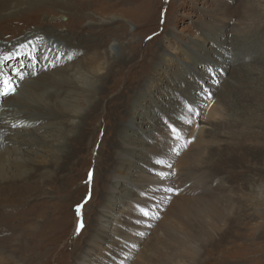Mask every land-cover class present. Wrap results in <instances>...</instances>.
Listing matches in <instances>:
<instances>
[{
  "label": "rangeland",
  "instance_id": "obj_1",
  "mask_svg": "<svg viewBox=\"0 0 264 264\" xmlns=\"http://www.w3.org/2000/svg\"><path fill=\"white\" fill-rule=\"evenodd\" d=\"M1 1L4 5L0 6V11L10 5V0ZM250 6L254 7V16L246 13ZM63 7L65 5H49L0 22V40H8L3 43L5 47H10L12 34L13 42L21 38L18 35L26 38L31 30L47 28L57 31L73 29L72 38L80 40L76 44L79 51L75 50L79 55L68 57L65 65L51 71L29 66L18 73L20 79H28L32 73L37 83L49 84L54 74H68L83 61L87 62L100 50V41L105 44L103 49H107L111 42H118L121 46L116 50L117 63L100 87L103 93L99 107L91 113L87 112L89 107L82 111V116L87 117L81 119L82 124L76 129L77 137L70 139L72 136L68 137V132L63 129L52 137L53 143L61 140L71 152L58 177L47 185L28 182L30 187L38 188L36 197V192L33 193V188L28 185L19 186L26 189L21 194L12 187V193H8L9 201L0 203V206L6 205L0 207V257L5 258V264H82L83 254L89 256V262L84 264H96V256L90 255L94 250L91 244L100 217L108 211L113 212L117 203H127V196H124L127 191L134 199L142 197L136 186L123 181L119 195L113 196L107 188L112 182V172L125 157L126 142L129 140L139 147L140 150L136 151L141 155L136 160L139 167L144 162V154L159 155L165 146L164 137L175 127L186 130L184 141L177 150L180 174L183 175L180 184L191 182V189L205 194L184 201L188 203L187 208L192 209L189 216L184 214V217L174 218L184 228L197 222L204 231L198 243L201 248L192 255L186 253L185 263L264 264V106L240 103L242 99H250L252 86L264 91V0H80L78 8H74L77 11L75 16L60 13L59 8ZM85 12L93 17L84 15ZM91 20L99 22L93 24ZM216 25L225 26L221 34L214 35L218 29ZM251 25L256 26L251 28ZM99 31L107 37L99 35ZM20 49L7 48L8 52L5 50L0 59L7 60ZM219 55L231 56L235 61L237 57L247 59V63H230L224 72ZM3 85L4 82L0 93L4 91ZM209 96L215 99L214 103L221 102L226 96L232 110L223 116L213 113L214 103L210 109H207L210 104L204 106L211 99ZM3 97L0 95V111ZM251 99L264 105L261 98ZM138 113L147 116L140 120ZM195 115L205 120V130L192 138L186 127L194 129ZM132 121H136L149 137H141L139 131L133 134L127 128ZM215 125L219 127L211 133ZM204 140L211 142L212 146L218 145L221 152H211V146L201 157L207 147ZM201 142L203 146L199 145ZM200 146L203 149H199ZM209 150L211 154H208ZM192 154H201L202 165L195 163L196 156ZM193 158L195 160H191ZM166 161L162 162L164 167ZM151 164L132 171L131 179L135 180L139 173H148L149 170V174H156ZM90 175L92 185L87 188ZM212 195L220 196V199L211 203L214 207L209 211V202L204 206L199 202ZM88 196L90 201L84 205ZM177 197L188 198L180 194ZM173 203L164 213L158 214L150 238L142 242L145 253L139 249L132 264L138 261L144 264L152 256V252L147 251H151V245L157 244V231L166 238L173 237L165 225ZM81 204L83 214L78 219L83 220V229L76 237L77 206ZM141 208L134 206L132 210L139 216L137 219H142L144 211L151 216L152 211ZM133 220L127 232L135 231L134 237L137 238L140 223ZM125 244L129 250H136L135 245ZM154 251L159 254L160 248Z\"/></svg>",
  "mask_w": 264,
  "mask_h": 264
},
{
  "label": "bare ground",
  "instance_id": "obj_2",
  "mask_svg": "<svg viewBox=\"0 0 264 264\" xmlns=\"http://www.w3.org/2000/svg\"><path fill=\"white\" fill-rule=\"evenodd\" d=\"M69 1L70 3L72 2V5L75 4L76 6H79L80 4V0ZM9 3L10 5L7 8L0 11V22L21 17L24 14H29L41 8H46L49 5H65L63 9H61L62 7L60 6V13L72 16L77 15V11L75 9L78 8L76 6L69 5L66 0H10ZM82 4L84 5V2ZM3 5L4 2L0 0V6L3 7ZM253 8L250 6L246 13L250 16H254L253 12L255 11H253ZM89 11H91V9ZM42 12L46 13L47 11ZM83 14L88 17L92 16L89 12H85ZM62 19L64 20V17ZM98 22H95V20L90 21V23L93 24ZM219 26L220 25L215 26V28L218 29L214 31V35H218L223 32L225 26ZM255 26L256 25H251L250 27L253 28ZM74 33L75 31H73V29H65V31H57V29L49 28L41 30L38 29L37 31L31 30L28 33V37L25 38V36L18 35L21 38L13 42L11 41L14 39V35L12 34L8 46L21 47V49L7 60L0 59V89L4 82V84L6 83V85H8L7 87L9 90H16V93L13 95L10 92L6 94L3 92L0 93V95L4 96L2 98L4 99L3 107L0 111V197L2 196L0 203H7L9 201L8 193H12L13 188L17 189L21 194L25 192L26 189H22L19 186L23 187L24 185L27 186L29 183L37 182L47 185L49 182L53 181L52 179L58 177V172H60L64 164L67 163L66 160L70 158L69 156H71V152L67 150L68 146L66 148V144L63 143V141L57 139V143H53L52 137L63 129L65 132H68V137L72 136L70 139L74 140L78 135L76 129L78 130L82 124L81 119L83 118L84 120L85 117H87L86 115L82 116V111L89 107L87 110L88 113L95 112V108L99 105V101L102 100L103 90L100 87L105 84V81L107 80V73H109L114 64L117 63V59L115 58L117 54L116 50L118 46H121L118 42H111L107 49H103L105 44L100 41V50L96 52L94 56L88 58L87 62L83 61V65L79 64L75 70L68 72V74H64L62 76L61 73L54 74L55 76H52L49 79L51 80L49 84L37 83L38 80L32 73L29 74L28 79H20L18 77V73L23 71L26 67H37L39 70L46 68L47 71H51L57 66L61 67L65 65L66 62L69 61L68 57L71 56L73 58L76 57V55H79L75 54V50L79 51L76 44H78L80 40H78L77 37L72 38L74 37ZM4 34L5 33H3V35ZM79 34L83 33L79 32ZM98 34L104 36L105 38L107 37L106 34H103L100 31ZM6 41L8 40H0V57L7 51V48H10L3 46V43ZM37 51L38 53L40 51L38 56L36 55ZM219 57L221 58L220 63L224 65V72L229 69L231 66L230 63H247V59L243 58L237 57V61H235V59L231 56L226 58L224 55H219ZM97 58H100V61H98ZM7 72H12V74H8ZM5 89L6 87L3 88V90ZM262 92L264 91H261L260 88L256 89L254 85L251 87L250 99H242L240 103L244 106L254 105L257 107H263L264 105L257 102L255 99H251L253 97L261 98L264 102V93ZM225 99L226 96L223 97L221 102H215L211 111L221 116H223L226 111H229V109L232 108V104L227 102ZM30 102L32 104H30ZM138 116L140 117L139 119L142 120V118L147 115L139 114ZM199 121L200 122L197 127H193L192 125L194 129L186 127L189 128L187 130L191 133L192 138L196 137L198 134L201 135L205 130L203 123L205 120L199 119ZM137 124L138 123L136 121H132L128 123L127 128H129L133 134L136 131H139L141 137H149L145 130L140 128ZM218 127L219 125L213 126V128H211V133H213L214 129ZM173 129H175V131H173ZM185 133L186 130L183 128H171L164 137L165 146L162 147L163 149L159 152V155H157V157H152L144 154L142 158V161L144 162L139 167L136 162L137 158L141 156L136 152L140 150L139 147L129 143V140L126 142L127 149L124 152L125 157L123 161L120 160L118 163L119 167L112 172V182H110L107 188L109 192H112L113 196L117 194L119 195L120 184L123 181L132 187L136 186L138 191L142 193V197L140 199H134L133 195L127 191L124 195L125 197L127 196V203H125V201L117 203V207L113 209L115 212L108 211L105 216L100 217V223L94 236L93 244H91L94 246V250L90 255L96 256V258H94L95 262H97L96 264H132L139 249L145 253V249L142 247V242L145 241L146 238H150V234L154 230L153 228L156 217L158 214L161 215L164 213L165 209H169L168 206L172 204L174 200V205L169 210L170 216L165 220V225L168 226L167 229L174 235L171 238H166L161 231H157V244L151 245L149 248L151 251H147L152 252V256L147 258L144 264H186L184 261L186 256L185 254L190 253L192 255L196 250H198V248H201V245L198 244L199 239L202 237L204 232L201 225L194 222L188 228H184L181 225H178V223L174 220L175 217L181 218L182 215L184 217V214L187 217L191 214L192 209H188V203L184 201L196 199L199 194H204L201 190L191 189V182H187V185L180 184L181 179H183V175L180 174L181 164L177 161V150L180 143L184 141L183 139ZM203 142L206 143L207 147H205L204 151L200 150L203 151L202 155L199 154V156H196L197 154H192V156L195 155L197 157L196 158L194 156L198 161L194 158L191 160H195L197 165L203 163L200 158L203 155L205 156L208 147L212 146V143L209 141L204 140ZM69 145H71V142ZM199 145L203 146V143ZM201 146L199 149H203ZM215 150L221 152L222 148L215 144L211 147V152H214ZM200 151H197V153ZM14 152L17 154H14ZM208 154H211L210 150ZM14 155H16V157L13 158ZM182 158L183 157H181L180 160ZM164 159L167 160L165 167L162 163ZM150 161L153 164H151ZM148 164L152 165V170H156V174H149V170L148 173H137V179H131L132 171L138 168L142 169ZM186 165L188 166L185 162V166ZM33 178H38V180ZM28 187L30 189L33 188L29 185ZM37 190L38 188H33V193ZM37 194L38 192L35 193L34 197H36ZM179 194L181 197L186 195L188 198H178L177 196ZM219 197L220 196L212 195L207 198V200H204V198H202L203 200L200 199L202 201L199 203L201 206H204L206 202H209V211H212L214 206L211 205V203L214 201L218 202L217 199H220ZM15 205L18 204L15 203ZM1 206L6 205L4 204ZM134 206H141V209L143 210L148 209L152 211L151 216L145 215L144 213L148 214V212L144 211L142 219H137L136 217L139 218V216L136 214L134 215L132 212ZM234 217L238 220L236 214ZM133 219L139 221L140 223L139 228L137 229L139 230L137 238L134 237L136 236L135 231L131 233L127 232L128 228H131L130 224ZM4 228L6 227L4 226ZM74 234L76 237L79 235L76 234V229ZM125 242L135 245L136 252L126 248ZM157 248H160L159 254H155L154 250ZM106 253L108 256H106ZM83 255L81 263H88L89 256L86 257V255ZM118 259H120V261H118ZM4 260V257H0V263L5 264ZM137 264H141V262L138 261ZM203 264L206 263L204 262Z\"/></svg>",
  "mask_w": 264,
  "mask_h": 264
},
{
  "label": "snow or ice",
  "instance_id": "obj_3",
  "mask_svg": "<svg viewBox=\"0 0 264 264\" xmlns=\"http://www.w3.org/2000/svg\"><path fill=\"white\" fill-rule=\"evenodd\" d=\"M150 39V38H149ZM190 110V109H189ZM173 131H175V129H173ZM179 138V137H177ZM90 179H91V175H90ZM83 207V205H78L77 206V215L80 216L81 215V208ZM145 215H147V213H144ZM83 228V220L81 219L80 222L77 225V229H76V234L78 235L81 231V229Z\"/></svg>",
  "mask_w": 264,
  "mask_h": 264
}]
</instances>
